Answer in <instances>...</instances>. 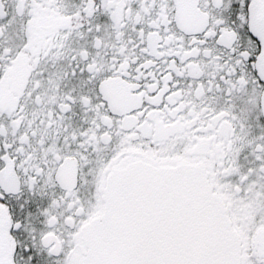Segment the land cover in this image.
Masks as SVG:
<instances>
[{
	"label": "snow or ice",
	"instance_id": "snow-or-ice-1",
	"mask_svg": "<svg viewBox=\"0 0 264 264\" xmlns=\"http://www.w3.org/2000/svg\"><path fill=\"white\" fill-rule=\"evenodd\" d=\"M0 264H264V0H0Z\"/></svg>",
	"mask_w": 264,
	"mask_h": 264
}]
</instances>
